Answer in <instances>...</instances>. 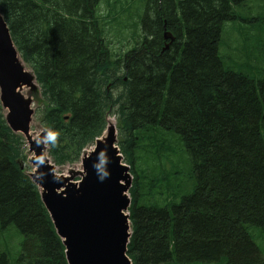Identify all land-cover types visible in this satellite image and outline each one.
I'll return each instance as SVG.
<instances>
[{
  "label": "trees",
  "instance_id": "obj_1",
  "mask_svg": "<svg viewBox=\"0 0 264 264\" xmlns=\"http://www.w3.org/2000/svg\"><path fill=\"white\" fill-rule=\"evenodd\" d=\"M119 1L123 9L130 0ZM246 1L146 0L127 25L138 28L137 38L116 57L110 50L116 40L96 12L105 0H0L11 40L34 75L36 120L48 131L56 166L78 162L114 111L118 147L134 175L132 264H264L249 233L264 231V76L255 81L241 73L244 66L224 67L228 57L219 52L228 42L223 27L237 21L232 6ZM239 32L228 42L238 59L250 36L258 38ZM244 56L252 53L246 49ZM157 128L175 136L188 158L172 157L168 141L159 138L156 152L167 146L162 161L155 153L136 157ZM24 145L0 105V233L13 224L23 236L14 264H67L38 190L21 167ZM185 173L190 192L168 203L178 196L170 180ZM0 264H8L1 250Z\"/></svg>",
  "mask_w": 264,
  "mask_h": 264
},
{
  "label": "water",
  "instance_id": "obj_2",
  "mask_svg": "<svg viewBox=\"0 0 264 264\" xmlns=\"http://www.w3.org/2000/svg\"><path fill=\"white\" fill-rule=\"evenodd\" d=\"M165 39L171 43L170 33ZM167 47V46H166ZM168 48V47H167ZM34 77L26 71L0 12V103L6 123L29 146L31 179L37 187L58 237L67 264H132L127 256L130 238L128 211L129 167L122 163L115 128H109L81 157L80 179L58 175L46 155V134H30L31 98L22 94Z\"/></svg>",
  "mask_w": 264,
  "mask_h": 264
},
{
  "label": "rangeland",
  "instance_id": "obj_3",
  "mask_svg": "<svg viewBox=\"0 0 264 264\" xmlns=\"http://www.w3.org/2000/svg\"><path fill=\"white\" fill-rule=\"evenodd\" d=\"M145 1L146 0H130L127 4L124 5L122 9L119 8V0H105V4L102 2V4L98 7L96 12L98 19H100V27L104 29V27L106 26L105 32L108 33V37L116 40V45H111L110 48L114 56L117 57L121 54L123 55V53L128 51L131 47L128 41H133L137 38L139 34L138 28H135V31L132 32V29L130 27H127V25H132L134 22H136L135 20L139 17V11L141 14L143 13ZM111 4L113 5V7H111ZM232 10L237 17V21H232L225 24L222 30L223 40H228L229 42L230 39L233 41L235 35L240 36L241 33L239 32V28H241V31L243 32H254L253 34H257L258 38L250 36L247 43L243 42L244 52L241 54L242 58L240 59L236 58L237 56L234 57L231 55V53H229L228 42L222 44L219 48L220 56L226 55L228 57V60L224 63V67H227L231 64L244 66V69L241 71V73L244 76H247L255 81H259L261 79L260 77L264 76V0H248L239 7L232 6ZM102 33L104 34V31ZM109 38H107V40H109L111 44H113V41ZM119 41H122V43L120 44ZM257 41L258 43L256 44ZM246 49L250 54L252 53L251 57L246 58L244 56ZM28 92V90L23 91L24 95L28 94ZM37 103H35L33 106L34 110H36L38 107ZM3 114H6V112H3ZM107 122V128H109V125H111L116 129V133H118V128L120 130V126L113 110L108 113ZM157 129L159 132L156 131L150 133V137L146 138V140L141 143V145H144L145 149L144 151L141 150L140 152H137L135 154L136 157L140 155V159H142L143 156L151 157L155 153L157 157L159 156L161 159L166 154L163 149H165L167 146L165 147V145H162V147L159 149L160 153L156 152L157 144L160 142L157 138H159L162 140L166 139L168 141L169 152L171 153L172 157L179 158V160H185L188 158L182 144L179 141H176L175 136L164 132L160 128ZM46 132L47 131L45 130V127L41 126V124L36 120V117H33L31 122L30 134L36 139L38 138V136ZM116 137L118 142V136ZM171 142L174 143L171 144ZM136 161L138 164L139 160L137 159ZM125 162L126 161L124 160L123 163ZM145 162L150 165V163L147 161V158H145ZM151 162H153V160ZM56 169V172L58 174L65 175L71 178L74 176V181H78L80 179L79 174H81L82 172L80 161L72 165L57 167ZM164 169L169 173L172 172V170H169V160H165ZM27 173H32V169L30 166L28 167ZM163 173L165 172L161 170L160 174ZM133 182L134 176H131L132 185ZM170 185L174 189V191L178 193V196L175 200H171L168 203H179L181 195L190 192L191 184L189 179L186 177V173L183 176L171 179ZM162 197L163 199L166 197L169 198V192H165ZM249 233L251 239L259 248L264 258V231L253 228ZM22 240V234L13 224H11L6 230H1L0 250L3 253L7 254L8 264H14L17 260L21 251Z\"/></svg>",
  "mask_w": 264,
  "mask_h": 264
},
{
  "label": "bare ground",
  "instance_id": "obj_4",
  "mask_svg": "<svg viewBox=\"0 0 264 264\" xmlns=\"http://www.w3.org/2000/svg\"><path fill=\"white\" fill-rule=\"evenodd\" d=\"M23 92V91H22ZM56 171H57V169H56Z\"/></svg>",
  "mask_w": 264,
  "mask_h": 264
},
{
  "label": "flooded vegetation",
  "instance_id": "obj_5",
  "mask_svg": "<svg viewBox=\"0 0 264 264\" xmlns=\"http://www.w3.org/2000/svg\"><path fill=\"white\" fill-rule=\"evenodd\" d=\"M139 43H140V41H139Z\"/></svg>",
  "mask_w": 264,
  "mask_h": 264
}]
</instances>
